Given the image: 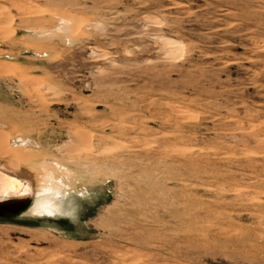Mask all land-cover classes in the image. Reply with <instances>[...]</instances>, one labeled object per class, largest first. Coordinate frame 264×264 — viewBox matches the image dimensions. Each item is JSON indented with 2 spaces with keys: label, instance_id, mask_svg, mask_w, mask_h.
Listing matches in <instances>:
<instances>
[{
  "label": "rangeland",
  "instance_id": "1",
  "mask_svg": "<svg viewBox=\"0 0 264 264\" xmlns=\"http://www.w3.org/2000/svg\"><path fill=\"white\" fill-rule=\"evenodd\" d=\"M7 162L0 264H264V0H0Z\"/></svg>",
  "mask_w": 264,
  "mask_h": 264
},
{
  "label": "water",
  "instance_id": "2",
  "mask_svg": "<svg viewBox=\"0 0 264 264\" xmlns=\"http://www.w3.org/2000/svg\"><path fill=\"white\" fill-rule=\"evenodd\" d=\"M32 183L18 179H6L0 173V219L14 220L25 214L33 204Z\"/></svg>",
  "mask_w": 264,
  "mask_h": 264
},
{
  "label": "bare ground",
  "instance_id": "3",
  "mask_svg": "<svg viewBox=\"0 0 264 264\" xmlns=\"http://www.w3.org/2000/svg\"><path fill=\"white\" fill-rule=\"evenodd\" d=\"M7 150V149H6ZM3 151V150H2ZM4 153V152H3ZM9 160V159H8ZM0 173H3V175L6 177V179H18L22 183L31 182L32 187L34 186V177L33 174L24 169L15 168L14 166H10L9 163L0 164ZM61 180H59L58 183H60ZM35 187V186H34ZM33 187V194H34V200L33 204L31 205L30 209L25 213H32V214H39V213H45L50 214L52 213V204L51 201L54 199V195L58 194L59 190L51 191L46 194V196L43 195V197H40L35 192V188Z\"/></svg>",
  "mask_w": 264,
  "mask_h": 264
}]
</instances>
